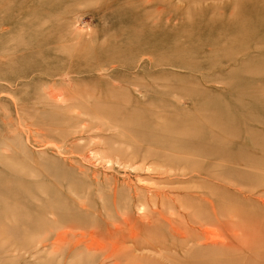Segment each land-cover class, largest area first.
Instances as JSON below:
<instances>
[{
	"label": "rangeland",
	"instance_id": "1",
	"mask_svg": "<svg viewBox=\"0 0 264 264\" xmlns=\"http://www.w3.org/2000/svg\"><path fill=\"white\" fill-rule=\"evenodd\" d=\"M0 264H264V0H0Z\"/></svg>",
	"mask_w": 264,
	"mask_h": 264
},
{
	"label": "bare ground",
	"instance_id": "2",
	"mask_svg": "<svg viewBox=\"0 0 264 264\" xmlns=\"http://www.w3.org/2000/svg\"><path fill=\"white\" fill-rule=\"evenodd\" d=\"M235 7V6H234ZM236 9H238V8H236ZM235 9V10H236ZM237 11V10H236ZM194 19V18H193ZM190 21V20H189ZM191 21H192V19H191ZM193 21H195V20H193ZM192 24V23H191ZM197 24V23H196ZM193 25V24H192ZM187 27H188V25H187ZM198 30V29H197ZM201 31V30H200ZM195 36V35H194ZM183 37H185L184 35H183ZM189 39V38H188ZM229 39V38H228ZM240 43H241V40H240ZM244 44V43H243ZM248 44V43H247ZM246 45V44H245ZM227 46H230L229 44H227ZM227 46H225V47H227ZM241 46V45H240ZM244 47V46H243ZM246 47V46H245ZM243 49H245V48H243ZM207 228H209V227H206V229ZM205 229V230H206ZM210 230H213V229H210ZM210 230H208V231H210ZM214 231V230H213ZM210 232H212V231H210ZM215 232V231H214ZM200 233V232H199ZM203 234V233H202ZM205 234V233H204ZM234 236H235V234H234ZM211 239V238H210ZM217 239V238H216ZM212 240V239H211ZM221 241V240H220Z\"/></svg>",
	"mask_w": 264,
	"mask_h": 264
}]
</instances>
